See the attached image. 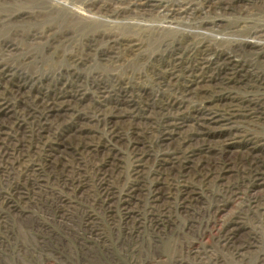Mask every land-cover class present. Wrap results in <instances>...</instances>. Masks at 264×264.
Masks as SVG:
<instances>
[{
  "label": "rangeland",
  "instance_id": "obj_1",
  "mask_svg": "<svg viewBox=\"0 0 264 264\" xmlns=\"http://www.w3.org/2000/svg\"><path fill=\"white\" fill-rule=\"evenodd\" d=\"M0 264H264V0H0Z\"/></svg>",
  "mask_w": 264,
  "mask_h": 264
}]
</instances>
